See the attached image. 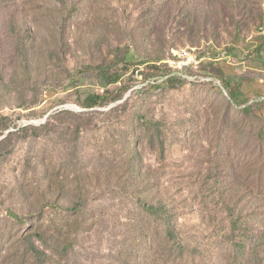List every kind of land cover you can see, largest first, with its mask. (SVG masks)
<instances>
[{
	"label": "rangeland",
	"instance_id": "1",
	"mask_svg": "<svg viewBox=\"0 0 264 264\" xmlns=\"http://www.w3.org/2000/svg\"><path fill=\"white\" fill-rule=\"evenodd\" d=\"M263 99L264 0H0V264H264Z\"/></svg>",
	"mask_w": 264,
	"mask_h": 264
},
{
	"label": "trees",
	"instance_id": "2",
	"mask_svg": "<svg viewBox=\"0 0 264 264\" xmlns=\"http://www.w3.org/2000/svg\"><path fill=\"white\" fill-rule=\"evenodd\" d=\"M29 50H26V55H28ZM28 67V66H26ZM109 72L106 70H101L99 76L101 78L107 79V77L109 76ZM170 81H173V79L169 78ZM115 82V81H114ZM104 95H100V94H93L92 96L89 97V101L85 104L86 107L91 108V107H95V106H101L104 103ZM149 207V206H148ZM149 210L152 214H155L157 216H160L165 225H166V233H167V237L169 239H176V235H175V226L173 223V219H172V215L171 213L167 212V209L164 207L163 204H160L158 206L152 205L149 207ZM67 211L69 212H77L78 209L76 206L74 207H70L67 208ZM14 219L16 220H20V217L18 215H16L15 213H10ZM45 231L42 229H39L37 232H29L27 234H25L22 238L21 244H22V248H20L19 250H17L16 252H8L6 253L2 264H47V262L51 259L50 254L48 253V251L46 249L41 248L40 246L37 245V242L35 240V237L40 238L41 240H45L44 239V235ZM57 242L60 243V241L57 239ZM44 243H46L44 241ZM58 243H56L58 245ZM54 248V252L55 253H59V255H62V252L64 251H60L58 246H53ZM52 248V249H53ZM182 249V248H181ZM184 250V249H182ZM237 254V258H241L243 256H245L246 254H248L249 256L251 255H255L256 254V248H250V249H246L245 247H243L241 244L236 245L235 248ZM227 264H239L236 261L233 262H229Z\"/></svg>",
	"mask_w": 264,
	"mask_h": 264
},
{
	"label": "built area",
	"instance_id": "3",
	"mask_svg": "<svg viewBox=\"0 0 264 264\" xmlns=\"http://www.w3.org/2000/svg\"><path fill=\"white\" fill-rule=\"evenodd\" d=\"M264 100V99H263Z\"/></svg>",
	"mask_w": 264,
	"mask_h": 264
}]
</instances>
